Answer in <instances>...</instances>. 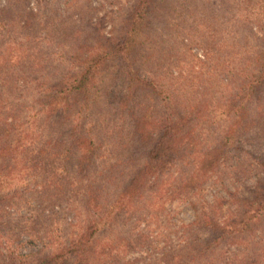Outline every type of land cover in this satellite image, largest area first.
Instances as JSON below:
<instances>
[{
    "label": "rangeland",
    "instance_id": "rangeland-1",
    "mask_svg": "<svg viewBox=\"0 0 264 264\" xmlns=\"http://www.w3.org/2000/svg\"><path fill=\"white\" fill-rule=\"evenodd\" d=\"M137 2L0 0V122L13 124L5 133L10 141L18 144L24 137L23 144L38 143L59 127H64L66 136L70 130L63 122L48 128L50 118L34 114L39 91L76 71L74 56L102 51L108 40L123 39ZM149 7L150 25L135 66L173 89L181 110L191 107L192 116L206 115L195 127L203 146L219 145L224 132L237 130L226 143L227 155L207 174L202 190L184 191L176 181L180 175L176 169L152 179L135 200V209L96 231L92 256L84 260L86 264H264V218L244 242H223L216 252H205L202 261L193 259L194 254L211 235L191 224L196 211L234 220L246 205L264 199V83L250 85L264 65V0H151ZM108 68L101 78L103 92L98 89L102 96L83 117L101 144L89 178L102 177L105 167L123 155L130 164L141 162L136 154L127 158L133 142L125 92L121 81L109 78L113 67ZM246 99L247 119L259 123L230 126L241 113L237 104ZM5 135L0 130V143ZM13 146L4 161L0 159V264H32L62 252L64 241L82 232L92 207L75 188L64 196V168L74 172L72 161L58 156L52 158L58 161L54 168L41 167L34 152ZM142 150L140 146L137 151ZM177 193L179 197L171 198Z\"/></svg>",
    "mask_w": 264,
    "mask_h": 264
},
{
    "label": "trees",
    "instance_id": "trees-1",
    "mask_svg": "<svg viewBox=\"0 0 264 264\" xmlns=\"http://www.w3.org/2000/svg\"><path fill=\"white\" fill-rule=\"evenodd\" d=\"M150 3L151 0H138L123 39L108 40L102 51L82 57L74 56L72 60L77 62L76 71L65 74L56 83L45 84L39 91L40 95L35 99L37 108L34 114L47 115L50 118L48 128L63 122L62 125L65 124L70 130L66 136L64 127H59L60 130L55 134L38 143L23 144L25 138L20 137L22 142L18 141L16 144L5 135L13 128V124L0 122V130L6 136L0 143L1 161L9 155L7 150H10L12 144H15L14 148L22 145V152H34L41 167L54 168V163L58 161L53 159L58 156H62L64 161H72L74 172L64 168V196L70 192V187L75 188L81 192L84 202L92 207V211L89 208L92 217L81 233L64 241L62 252L46 255L32 264H57L63 260L65 264L69 259L74 260L71 264H86L85 257L93 253L91 241L96 231L103 226L109 227L123 214L135 209V200L152 179L165 175L170 169H176L180 174L176 181L184 191L194 188L202 190L207 174L214 171L227 155L226 143L236 128L224 132V139L219 145L203 146L195 133V127L206 115L192 116L191 107L181 110V101L175 98L173 89L135 66V57L142 53L143 33L150 25ZM258 54L260 59L262 52L258 51ZM108 66L113 67L109 78L121 81L125 92L123 96L126 99L123 102L127 106V119L131 124L129 138L133 142L127 150V158L136 154L141 162L130 164L123 155L115 163L105 167L102 177L89 178L91 169L95 168V159L99 156L97 150L101 144L92 131V126L87 128L88 124H83V117L90 105L96 104L98 97L102 96L99 94L103 92L105 83L101 84V78L109 70ZM253 77L255 80H250V85L264 83V65ZM98 89L101 93H98ZM104 95L106 96V92ZM248 100H241L242 103L237 104L241 113L233 119L230 126L250 127L259 123L258 119H247L245 112ZM159 107L160 110H157ZM140 146L143 150L138 153ZM176 197H179V193L171 196ZM246 206V210L234 220H221L204 212L197 214L196 211L191 224L205 228L211 237L201 250L195 252L193 259L202 261L205 252H213V249L216 252L223 242H244L245 236L264 218V199ZM255 237L252 236L253 239Z\"/></svg>",
    "mask_w": 264,
    "mask_h": 264
}]
</instances>
